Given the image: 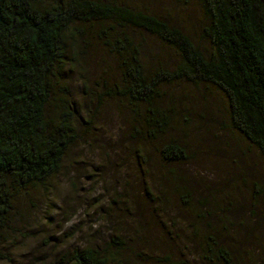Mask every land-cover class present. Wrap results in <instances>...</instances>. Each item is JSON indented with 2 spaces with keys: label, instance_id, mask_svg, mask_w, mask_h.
Here are the masks:
<instances>
[{
  "label": "trees",
  "instance_id": "obj_1",
  "mask_svg": "<svg viewBox=\"0 0 264 264\" xmlns=\"http://www.w3.org/2000/svg\"><path fill=\"white\" fill-rule=\"evenodd\" d=\"M198 1L206 21L195 35L172 16L122 0H0V264L12 260L10 246L24 229L27 214L19 205L33 203L34 192L53 185L72 149L90 133L85 120H92L82 121L72 96L76 71L88 96L130 110L131 136L140 141L133 152L142 170L149 163L147 146L156 141L163 161L190 160L185 143L172 137L178 105L169 86L181 82L221 92L230 125L264 157V0ZM139 33L159 40L175 58L148 65ZM96 48L111 56L118 72L109 64L102 68L98 93L85 76L91 58L106 63ZM149 172L156 182L178 180L184 206L204 208L189 234L200 239L202 262L235 264L224 241L230 228L208 221V196L196 199L185 174ZM146 188L139 197L167 206L169 193L152 195L154 187ZM120 195L127 197L125 190ZM144 254L118 234L60 252L54 264H191L171 253Z\"/></svg>",
  "mask_w": 264,
  "mask_h": 264
},
{
  "label": "rangeland",
  "instance_id": "obj_2",
  "mask_svg": "<svg viewBox=\"0 0 264 264\" xmlns=\"http://www.w3.org/2000/svg\"><path fill=\"white\" fill-rule=\"evenodd\" d=\"M122 2L172 16L195 35L206 21L198 0ZM139 38L145 43L148 65L175 58L174 52L153 36L139 33ZM96 49L106 63L97 65L100 63L91 58L85 76L98 93L101 88L96 82L102 68L109 64L113 74L117 70L111 56ZM150 53L157 55L154 58ZM73 79L72 96L81 109L82 121L92 120L91 124L85 120L90 133L72 149L53 185L34 192L33 203L25 200L19 205L27 219L10 246L12 260L3 264H54L60 252L105 243L118 234L127 236L136 252L144 255L160 258L171 253L176 258L186 257L191 264H206L201 259L200 239L189 237L204 208L196 202L191 208L184 206L178 180L156 182L150 178L149 168L157 175L172 170L178 176L185 174L196 190V199L208 196V221L230 228L224 241L235 264H264V157L230 125L221 92L187 82L169 86L178 105L172 137L185 143L190 160L177 164L163 161L161 144L156 141L147 146L150 164L144 163L142 170L133 152L140 141L131 136L130 110L116 100L88 96L79 72ZM147 186L154 187L152 195L169 193L164 199L166 207L160 200L152 203L146 195L139 197ZM123 190L127 197L120 195ZM157 263L156 259L140 262Z\"/></svg>",
  "mask_w": 264,
  "mask_h": 264
}]
</instances>
